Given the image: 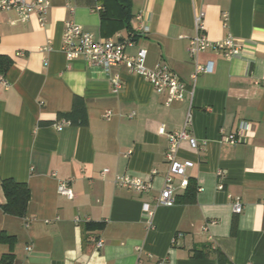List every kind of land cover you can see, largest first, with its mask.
I'll return each instance as SVG.
<instances>
[{"label":"crops","instance_id":"0c3cea01","mask_svg":"<svg viewBox=\"0 0 264 264\" xmlns=\"http://www.w3.org/2000/svg\"><path fill=\"white\" fill-rule=\"evenodd\" d=\"M93 5L74 0L70 10L65 0H51L43 26L34 15L20 22L14 10H0V233L15 240L12 264H264V0H132L129 30L114 19L102 22ZM200 12L209 40L231 36L241 51L231 59L200 54L197 61L212 62L213 71L197 76L191 96L188 40ZM66 22L97 40L132 42L127 56L145 49V67L165 63L186 85L184 100L165 106V96L127 64L106 75L82 59L67 60ZM115 75L118 94L109 82ZM189 107L198 148L182 141L177 156L193 166L172 180L175 204L156 208L167 135L183 128ZM241 121L248 127L238 143L221 140V129L236 134ZM123 174L152 189L116 187L114 176ZM4 180L27 186L23 218L3 213ZM61 181L73 199L57 193ZM235 196L240 214L232 210ZM86 222L104 228L87 237ZM91 236L102 240L99 250ZM7 252L0 242V257Z\"/></svg>","mask_w":264,"mask_h":264},{"label":"built area","instance_id":"2783aa9c","mask_svg":"<svg viewBox=\"0 0 264 264\" xmlns=\"http://www.w3.org/2000/svg\"><path fill=\"white\" fill-rule=\"evenodd\" d=\"M74 0H65L67 7L72 10L70 4ZM103 0H93L94 5L92 10L94 12H101ZM51 5V0H2L0 1V10H14L17 14V20L26 22L32 15L36 16L40 26H43L47 19L48 10ZM226 21V15H223ZM141 16L136 17L140 20ZM194 32L193 37L188 40L189 56L195 61L194 71L191 74V81L193 83L189 94L192 96L194 83L198 75L210 74L213 71V63L208 62L201 64L197 61L200 54L210 51L214 54H221L225 59H231L240 54V48L235 44L231 36H227L223 40L211 41L207 38L204 27V13H196L194 15ZM142 34L148 33L149 29L146 26H140L138 29ZM132 42L120 43L110 39L97 40L94 36L85 31L80 25L73 22L65 23V30L62 35L61 52L66 56L67 60L72 61L82 59L91 66L100 68L106 75L112 67L127 64L130 69L137 75L145 78L154 88V91L159 95H164V105L169 107L173 103L182 102L185 94L188 93L186 85L180 80L178 75L173 72L165 63H157L153 68L145 67V59L147 51L145 49H138L133 56H127L125 53L126 46L131 45ZM50 48L43 46L40 48L41 52H47ZM0 82L5 84L3 74L0 73ZM109 82L112 86V93L118 94L122 89L120 78L115 75L109 77ZM110 112H106L104 117L108 119ZM133 115L131 114L130 117ZM67 122H62L56 126L57 130H61ZM191 125V108L186 114L184 126L180 131H174L167 135V149L165 151V161L168 165L167 174L164 178V187L158 197L155 199L154 207H172L175 204L174 193L171 187L174 177H184L187 169L193 166L190 161H181L178 159L177 152L179 144L182 141H187L192 149L198 148L196 139L190 134L189 127ZM247 123L241 121L238 125L236 134H226L223 129L220 130L221 140L230 145L238 143V137L247 130ZM109 173L108 169L102 170L100 175L104 177ZM152 175L155 171L151 172ZM222 172H218V176H222ZM113 183L116 187L134 191L137 193H147L152 189L150 181L140 179L128 174L115 175ZM218 189H222L219 185ZM57 193L65 198L71 200L74 193L67 185V182H59L57 186ZM233 213L240 214L243 209V203L240 197H230ZM143 212L146 215L147 223L151 227V218L153 210L148 206H144ZM90 240L93 242L96 250L102 247V240L91 236Z\"/></svg>","mask_w":264,"mask_h":264},{"label":"trees","instance_id":"16d2710c","mask_svg":"<svg viewBox=\"0 0 264 264\" xmlns=\"http://www.w3.org/2000/svg\"><path fill=\"white\" fill-rule=\"evenodd\" d=\"M102 11L99 12L102 22L116 20L126 29H130L132 19V0H103ZM6 202L2 206L4 214L23 218L29 201V190L25 184L16 183L12 180H4L1 184ZM189 188V187H188ZM186 202H191L186 199ZM104 228V223L86 222L82 224L83 231L88 235L91 232ZM0 242L8 246V252L0 257V264H12L14 261L13 248L15 240L4 233H0Z\"/></svg>","mask_w":264,"mask_h":264}]
</instances>
